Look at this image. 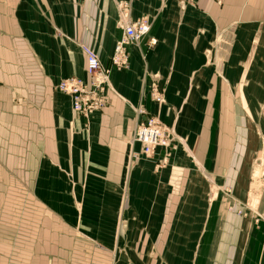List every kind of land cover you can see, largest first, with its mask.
I'll return each mask as SVG.
<instances>
[{
	"label": "crops",
	"instance_id": "1",
	"mask_svg": "<svg viewBox=\"0 0 264 264\" xmlns=\"http://www.w3.org/2000/svg\"><path fill=\"white\" fill-rule=\"evenodd\" d=\"M126 3L151 30L88 121L56 86L90 79L83 45L109 64ZM245 98L264 106V0H0V264H264V141L243 134L264 121L245 122ZM141 105L173 134L152 157L133 141Z\"/></svg>",
	"mask_w": 264,
	"mask_h": 264
},
{
	"label": "built area",
	"instance_id": "2",
	"mask_svg": "<svg viewBox=\"0 0 264 264\" xmlns=\"http://www.w3.org/2000/svg\"><path fill=\"white\" fill-rule=\"evenodd\" d=\"M215 1L218 5L224 2V0ZM121 11L126 20L122 25L124 32L121 39L117 41L109 64L103 65L95 51L83 45L82 48L88 59L87 72L90 79L69 77L61 80L56 86L58 91L70 95L74 111L88 121L93 113L99 112L109 103L108 92L113 70L128 69L130 65L128 46L139 43L151 30V26L144 19L131 21L127 3L122 4ZM149 41L151 45L157 43L155 38H150ZM150 99L158 105L163 104L165 98L161 88L153 86ZM137 113L140 121L136 126L133 141L141 145L144 155L155 156L159 149H166L171 144L173 140L171 129L158 117L150 115L146 105L139 106Z\"/></svg>",
	"mask_w": 264,
	"mask_h": 264
},
{
	"label": "rangeland",
	"instance_id": "3",
	"mask_svg": "<svg viewBox=\"0 0 264 264\" xmlns=\"http://www.w3.org/2000/svg\"><path fill=\"white\" fill-rule=\"evenodd\" d=\"M245 82H243V85H244ZM244 100V111H243V114L242 116L244 117V120L245 122L247 123H250V122H254V121H257L259 123V121H264V106L261 104H259L258 106L260 108H258L257 106V111H254L253 108L255 107V105H253L252 103V100L251 99H243ZM222 119L223 121L226 120V116L225 115H222ZM222 121V122H223ZM243 134H246V137L252 139L254 137H259V138H263V141H264V128H254L253 130L252 129H248V130H245ZM264 146V145H263ZM257 159L255 160V162L253 163V168H252V171H251V174H252V177H254L252 180H251V186L253 188V192H255L254 194H252V203H254L257 199V190L258 189H261V188H264V151H259L258 154L256 155ZM257 194V195H256ZM94 208V206H92ZM76 213H77V216H79V218H81V216L83 217V213L81 212L82 210V204L79 202L78 204L76 203ZM131 220L132 219H127V218H120L118 219L115 223L113 222H109V226H112V227H117L118 225L121 226H126V225H131ZM90 222L89 221H84L82 222V220H77L76 222V226L75 228L77 229L78 233H83L84 231V228L87 229V227H97L99 228L101 226L100 224V221L99 220H95V221H92V225H90ZM196 230L194 231V234H195ZM186 233V232H185ZM123 235V234H122ZM121 234L118 235L119 236H122ZM82 236V237H80ZM78 237V239H81V238H86L85 236L83 235H80ZM124 236V235H123ZM125 236H128V235H125ZM191 237V236H190ZM88 238H91L90 242L94 243V244H100V236L98 237H88ZM109 239H110V242H117V237L112 235V236H109ZM121 240V239H120ZM117 248V247H116ZM142 252H140L141 256H148V252H149V249H144L142 248ZM129 250H111V259L114 260L119 257H129L131 256V253L129 254Z\"/></svg>",
	"mask_w": 264,
	"mask_h": 264
}]
</instances>
